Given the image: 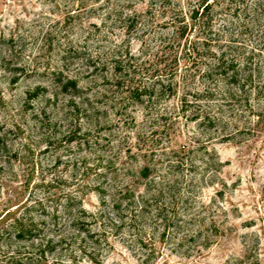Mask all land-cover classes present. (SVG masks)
<instances>
[{
    "label": "rangeland",
    "instance_id": "374dc122",
    "mask_svg": "<svg viewBox=\"0 0 264 264\" xmlns=\"http://www.w3.org/2000/svg\"><path fill=\"white\" fill-rule=\"evenodd\" d=\"M226 263L264 264V0H0V264Z\"/></svg>",
    "mask_w": 264,
    "mask_h": 264
},
{
    "label": "trees",
    "instance_id": "16d2710c",
    "mask_svg": "<svg viewBox=\"0 0 264 264\" xmlns=\"http://www.w3.org/2000/svg\"><path fill=\"white\" fill-rule=\"evenodd\" d=\"M207 7H208V5H206L204 8H207ZM215 66L218 67V68H220V69L223 68L224 61L221 58H219L218 61H217V64ZM144 171H146L145 168H144ZM79 230H81V229H79ZM239 261L242 262L241 260H239ZM226 264H228V263H226Z\"/></svg>",
    "mask_w": 264,
    "mask_h": 264
}]
</instances>
